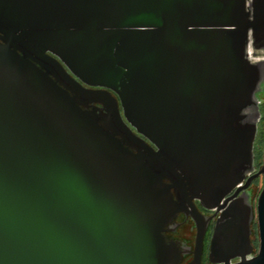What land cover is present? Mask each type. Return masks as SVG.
<instances>
[{"label":"water","instance_id":"obj_1","mask_svg":"<svg viewBox=\"0 0 264 264\" xmlns=\"http://www.w3.org/2000/svg\"><path fill=\"white\" fill-rule=\"evenodd\" d=\"M263 90L264 0H0V264H264Z\"/></svg>","mask_w":264,"mask_h":264},{"label":"flooded vegetation","instance_id":"obj_2","mask_svg":"<svg viewBox=\"0 0 264 264\" xmlns=\"http://www.w3.org/2000/svg\"><path fill=\"white\" fill-rule=\"evenodd\" d=\"M261 102L262 118L258 127V134L255 141V169L246 176L241 184L243 189L239 195L245 194L250 199L254 208L255 219L252 223V244L254 247V256L259 255L260 234L258 224V202L264 189V90L259 94ZM239 188H236L231 195H234ZM198 211L209 220L208 229L204 238L203 250L201 252V263L212 264L210 261V247L214 234V228L219 215L214 211L206 210L198 201H194ZM168 243L175 244L180 252L178 263L191 264L195 260L196 242L198 228L191 216L185 213H179L178 217L166 226L164 232Z\"/></svg>","mask_w":264,"mask_h":264}]
</instances>
